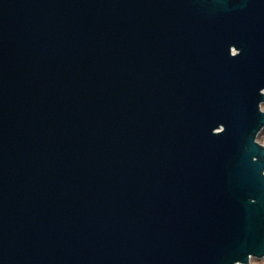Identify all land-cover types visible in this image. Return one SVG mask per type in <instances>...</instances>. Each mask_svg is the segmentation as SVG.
Returning <instances> with one entry per match:
<instances>
[{
    "label": "water",
    "instance_id": "water-1",
    "mask_svg": "<svg viewBox=\"0 0 264 264\" xmlns=\"http://www.w3.org/2000/svg\"><path fill=\"white\" fill-rule=\"evenodd\" d=\"M264 0H0V264L264 257Z\"/></svg>",
    "mask_w": 264,
    "mask_h": 264
},
{
    "label": "rangeland",
    "instance_id": "rangeland-1",
    "mask_svg": "<svg viewBox=\"0 0 264 264\" xmlns=\"http://www.w3.org/2000/svg\"><path fill=\"white\" fill-rule=\"evenodd\" d=\"M261 111H264V104L261 105ZM257 141V143L264 147V130H262L261 133L258 135ZM249 259V264H264V257L258 259L257 257H252Z\"/></svg>",
    "mask_w": 264,
    "mask_h": 264
},
{
    "label": "bare ground",
    "instance_id": "bare-ground-1",
    "mask_svg": "<svg viewBox=\"0 0 264 264\" xmlns=\"http://www.w3.org/2000/svg\"><path fill=\"white\" fill-rule=\"evenodd\" d=\"M262 130H264V127L262 128ZM262 130H261V131H262ZM261 131H260V133H261ZM260 133H259V134H260ZM259 134H258V135H259ZM257 137H258V136H257ZM257 142H258V141H257V138H256V143H257Z\"/></svg>",
    "mask_w": 264,
    "mask_h": 264
}]
</instances>
